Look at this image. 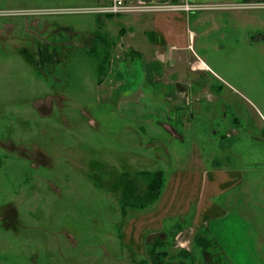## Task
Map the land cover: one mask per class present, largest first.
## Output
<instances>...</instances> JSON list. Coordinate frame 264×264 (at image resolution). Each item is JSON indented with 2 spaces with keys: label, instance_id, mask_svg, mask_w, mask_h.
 Wrapping results in <instances>:
<instances>
[{
  "label": "rangeland",
  "instance_id": "obj_1",
  "mask_svg": "<svg viewBox=\"0 0 264 264\" xmlns=\"http://www.w3.org/2000/svg\"><path fill=\"white\" fill-rule=\"evenodd\" d=\"M111 1L0 0V264H152L147 243L170 221L160 226V199L125 202L118 181L143 195L142 172L163 170L167 184L211 168L240 180L210 197L225 213L200 231L191 200L167 250L194 261L172 264H264V45L248 40L264 30V0H185L200 7L187 11L191 46L165 63L184 73L177 109L153 79L164 67L146 50L145 14L106 16ZM90 6L99 11L74 10Z\"/></svg>",
  "mask_w": 264,
  "mask_h": 264
},
{
  "label": "crops",
  "instance_id": "obj_2",
  "mask_svg": "<svg viewBox=\"0 0 264 264\" xmlns=\"http://www.w3.org/2000/svg\"><path fill=\"white\" fill-rule=\"evenodd\" d=\"M147 1L150 3L165 2V0ZM166 1L173 4L186 2L185 0ZM136 13L145 14V17L141 16L139 21L144 23V26H141L144 33L143 36L149 33V36H147L148 43L145 44L146 46H149L146 50H152L153 55H155L151 57L152 61L157 64H162L164 67L162 70L157 68L153 69V79L154 76H158L159 80L161 77L165 78V103L172 104V106H170L171 109L180 108L182 98L188 97L185 87L181 85L184 73L182 74L170 66L165 67V63H167V61L169 62L170 55L174 50L191 46V41L193 39L192 34L194 31L191 29L190 23H188L187 11L164 9L156 11H138ZM210 27H219V23H211ZM131 33L130 35L134 36V31ZM142 44H144V42ZM184 59L187 64L190 65V70L201 71L200 69L205 70L208 68V65L202 59ZM172 84H176L177 86L174 87L175 91L170 90L171 94H169L167 88L173 87ZM177 112L178 111L174 113ZM165 128L169 131H173V135L178 136L177 128L172 127L167 123H165ZM173 173L174 174L169 179V182L164 186L165 191L164 193L162 191L163 195L159 198L160 202L158 204L159 210L157 213V219L160 222V226L165 224L164 221H170L167 225H164L165 230L170 228L173 229L179 224L178 219L180 218L186 221L185 217L188 215L187 212L189 211L191 204H194L193 213H195L193 216L194 218L191 216V219L193 218V222L197 225L199 231L208 219L223 216L225 213L224 210L220 209L214 202H212L210 197L219 193L222 189L234 185V183H237L240 180L238 178L239 176H237V174H239L238 171L220 168H211L202 171L198 169L193 170V172L176 171ZM173 217H177L176 219L178 220V223L170 224ZM180 232L181 230L178 233ZM168 234L165 233V235Z\"/></svg>",
  "mask_w": 264,
  "mask_h": 264
},
{
  "label": "trees",
  "instance_id": "obj_3",
  "mask_svg": "<svg viewBox=\"0 0 264 264\" xmlns=\"http://www.w3.org/2000/svg\"><path fill=\"white\" fill-rule=\"evenodd\" d=\"M105 15L112 16L113 13H106ZM141 174L147 175L149 178L146 191L143 195H140L139 193L134 191V185L129 179L125 181H118V184H122L123 198L125 202H129L134 208L138 209H144L147 206L153 204L156 200H158L165 186V175L163 170L145 171ZM122 176L128 175L126 172H124ZM182 228L183 225L178 224L172 229V232H170L168 235H165V239L163 237L156 238V240L160 242V244H163L165 241V250L163 251H156V249L154 248L156 247L157 241H154L153 243H147L150 247L147 253L150 257L152 264H172V261H174L176 258L180 260L181 258L187 257L191 258L190 262L194 261V258H192L193 253L185 248L179 249L176 254H170V252L167 250V247H170V245H172V240L174 236L180 230H182ZM194 242L196 243L197 247H206L209 240H207L205 236L199 233L195 236ZM203 252L201 251V253ZM180 261H178V263H180Z\"/></svg>",
  "mask_w": 264,
  "mask_h": 264
},
{
  "label": "built area",
  "instance_id": "obj_4",
  "mask_svg": "<svg viewBox=\"0 0 264 264\" xmlns=\"http://www.w3.org/2000/svg\"><path fill=\"white\" fill-rule=\"evenodd\" d=\"M127 1L128 0H112L110 4L101 6L100 11L104 13H119V12H129V11H156V10H164V9L189 11V10H193V9L200 7L197 5L189 4L187 2L179 3V4H168V3H150L148 1L137 0L136 4H127ZM249 3L247 4L244 3V4L250 5ZM258 5H261L262 7H264V2H258ZM215 6L217 7L221 5H215ZM97 7H92V8L95 10L97 9L99 11ZM93 9H91V6L74 8V10H78V11H84V10L85 11L87 10L95 11ZM65 10H71V9L66 8Z\"/></svg>",
  "mask_w": 264,
  "mask_h": 264
},
{
  "label": "flooded vegetation",
  "instance_id": "obj_5",
  "mask_svg": "<svg viewBox=\"0 0 264 264\" xmlns=\"http://www.w3.org/2000/svg\"><path fill=\"white\" fill-rule=\"evenodd\" d=\"M252 32H251L252 34L248 36L249 42L253 43L256 46L264 45V30L256 29ZM233 119H236V118H233Z\"/></svg>",
  "mask_w": 264,
  "mask_h": 264
}]
</instances>
